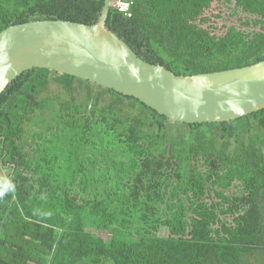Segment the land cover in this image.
I'll return each instance as SVG.
<instances>
[{
  "label": "trees",
  "instance_id": "16d2710c",
  "mask_svg": "<svg viewBox=\"0 0 264 264\" xmlns=\"http://www.w3.org/2000/svg\"><path fill=\"white\" fill-rule=\"evenodd\" d=\"M104 4L0 0V32L94 25ZM132 14L112 7L107 29L176 75L264 61V0H134ZM4 177L15 191L0 198V264H264V110L172 123L135 98L32 69L0 95Z\"/></svg>",
  "mask_w": 264,
  "mask_h": 264
},
{
  "label": "water",
  "instance_id": "95a60500",
  "mask_svg": "<svg viewBox=\"0 0 264 264\" xmlns=\"http://www.w3.org/2000/svg\"><path fill=\"white\" fill-rule=\"evenodd\" d=\"M37 20L0 32V95L32 69H48L132 97L172 123H223L264 110V61L226 71L176 75L137 54L106 22Z\"/></svg>",
  "mask_w": 264,
  "mask_h": 264
},
{
  "label": "built area",
  "instance_id": "2783aa9c",
  "mask_svg": "<svg viewBox=\"0 0 264 264\" xmlns=\"http://www.w3.org/2000/svg\"><path fill=\"white\" fill-rule=\"evenodd\" d=\"M134 0H112V7L126 18L132 17Z\"/></svg>",
  "mask_w": 264,
  "mask_h": 264
},
{
  "label": "clouds",
  "instance_id": "9594fccd",
  "mask_svg": "<svg viewBox=\"0 0 264 264\" xmlns=\"http://www.w3.org/2000/svg\"><path fill=\"white\" fill-rule=\"evenodd\" d=\"M14 191L15 185L9 179L6 177L0 178V198Z\"/></svg>",
  "mask_w": 264,
  "mask_h": 264
},
{
  "label": "rangeland",
  "instance_id": "374dc122",
  "mask_svg": "<svg viewBox=\"0 0 264 264\" xmlns=\"http://www.w3.org/2000/svg\"><path fill=\"white\" fill-rule=\"evenodd\" d=\"M217 9H218V8L213 7L210 11L207 12V15L210 16V15H212L213 13H214V14H218V10H217ZM214 23H215V26H216L217 28H221V29H222V32H225V31H226V29H224L223 27H224V26H227V25L230 24L229 21H227V20H222V19H217V18L214 19ZM7 172H8V171H7ZM7 172H5L4 175H7V174H8ZM107 236H108V235L105 234V237H106V238H108Z\"/></svg>",
  "mask_w": 264,
  "mask_h": 264
}]
</instances>
